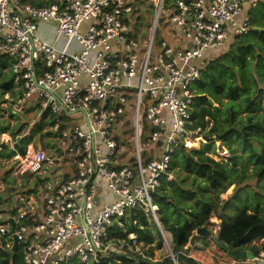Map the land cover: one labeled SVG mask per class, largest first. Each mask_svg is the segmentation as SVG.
Returning a JSON list of instances; mask_svg holds the SVG:
<instances>
[{
  "label": "built area",
  "instance_id": "built-area-1",
  "mask_svg": "<svg viewBox=\"0 0 264 264\" xmlns=\"http://www.w3.org/2000/svg\"><path fill=\"white\" fill-rule=\"evenodd\" d=\"M35 1L0 0V62H7L17 80L15 96H3L10 109L2 104V116L39 110L38 119L15 136L0 134L4 168L23 190L15 206L5 208L0 199V236L11 238L12 219L21 264H99V257L110 255L155 263L159 260L145 253L134 234L126 239L114 234L126 231L122 219L131 209L156 215L151 195L162 176L175 181L170 167L177 148L207 144L194 128L202 106L192 86L206 53L247 33L249 17L242 14L250 0H39L40 6ZM149 9L153 27L140 50V17ZM161 17L181 48L162 40L153 51ZM41 24L53 26L54 44L38 36ZM126 110L132 137L123 120ZM41 118L42 132L56 135L61 153L45 149L42 139L36 148L39 136L21 141ZM129 139L134 157L125 162ZM142 154L151 160L146 163ZM67 156L73 172L59 179ZM208 156L222 162L229 152L215 142ZM30 175L46 181L24 187L21 178ZM7 247L11 250L12 238ZM249 262L264 264V251Z\"/></svg>",
  "mask_w": 264,
  "mask_h": 264
},
{
  "label": "trees",
  "instance_id": "trees-1",
  "mask_svg": "<svg viewBox=\"0 0 264 264\" xmlns=\"http://www.w3.org/2000/svg\"><path fill=\"white\" fill-rule=\"evenodd\" d=\"M33 4L40 6L41 1ZM247 16L249 29L246 34L233 35L225 45L206 53L201 61L200 78L193 89L196 105L202 107L194 128H200L199 136L207 144L190 149L177 148L170 167L175 181H167L162 176L159 187L151 195L159 224L164 233L170 234V248L177 264H201L184 254L194 233L210 225L213 218L219 221L218 243H224L231 250H248L256 255L259 249L253 243L262 241L261 250L264 251V207L251 204L253 210H250L245 198L242 203L239 200V208L238 202L234 201L239 197L237 191L243 188V183L254 178L260 182L264 178V0L259 2L258 15ZM6 64L0 62V69H5ZM13 81V76L10 80L4 79L0 89L11 91ZM9 117L16 115L10 113ZM43 125L42 121L37 123L21 141L28 142L34 136L41 140ZM23 127L10 129L9 124L0 125V133L10 131L15 136ZM215 142L228 150L229 157L225 161L216 162L208 156L214 152ZM142 143H146V138ZM151 157L144 154L145 162L148 163ZM249 166L252 175H248ZM3 181L5 193L19 189L15 181L11 183L5 178ZM232 186L228 198L221 199ZM229 211L234 212L233 217L228 216ZM122 222L126 231L115 228L118 230L115 238L126 239L129 234H134L147 247L145 253L150 257L154 256V250L163 248L162 236L150 213L131 209ZM10 242L9 236H0V264H21V250L11 256L7 247ZM163 257L155 263L142 258L135 263L122 256L110 255L99 257V264H117L116 261L120 264H173L169 256ZM67 264L85 263L71 261Z\"/></svg>",
  "mask_w": 264,
  "mask_h": 264
},
{
  "label": "rangeland",
  "instance_id": "rangeland-1",
  "mask_svg": "<svg viewBox=\"0 0 264 264\" xmlns=\"http://www.w3.org/2000/svg\"><path fill=\"white\" fill-rule=\"evenodd\" d=\"M173 2V0H172ZM259 2H263V0H250V5H248L246 7V12L249 15H258L259 14ZM246 14V15H247ZM153 19H154V13L153 11H151L150 9L145 11H142L141 13V17H140V21H141V25L138 31V38H137V42L140 46V50H144L145 45H143V41L145 43L149 42V37H150V29L153 27ZM48 37L53 40L55 37V30L54 28H50L48 29ZM167 41L169 42L172 46L181 48L182 47V42L178 39L177 36H175L174 32L172 31V29L166 24V19L164 17H161L159 25L157 27V35L155 36V44H154V48L153 51H156V47L158 45L159 41ZM65 41L63 39L60 40V43L58 45V48L61 49L64 45ZM3 70H5L3 72ZM1 71V75H0V83L3 82L4 79L10 80L12 75L10 70L6 67L5 69H0ZM194 85L192 86L193 89ZM194 90V89H193ZM3 90L0 89V125H5V124H10L9 126H11L12 128L18 127L19 125H26V123H28V120H34L37 116V114L39 113L38 109H33L30 110V113H32L31 115H29V119H26V115H24V117H21L20 114L18 115V120H14L12 118H10L9 116L7 118H4L2 116V114L6 111L3 107H2V103H6L8 106V109H10V105L8 102H6L5 100H3ZM35 101H32V104ZM127 113V110H126ZM10 115V114H9ZM124 124L125 127L127 128L128 132L130 133V136H133L132 131L130 130V128H128V126H131V112L128 111V113L126 114V117L124 115ZM12 121V122H11ZM30 123V122H29ZM23 127V128H24ZM46 137H49L50 139H45L44 141H42V144L44 146L45 149L50 150V151H54V153H61L63 148L60 146L59 142L55 140L56 135L55 134H48V135H44ZM44 138V137H43ZM42 138V139H43ZM130 142V147L129 150L126 149L125 153L122 154V158L124 157V159L126 160L125 162H127L128 159H132L134 157V147H133V142L132 139H129ZM124 147H127V145L124 144ZM152 148L151 145H149L146 148V151H149ZM131 153H128L129 151H131ZM128 155V156H127ZM126 156V157H125ZM142 157L144 159V154H142ZM242 157L244 158V154L242 155ZM252 167L249 166V173L248 175H252ZM49 170H47L48 172ZM73 172V165H72V157L71 156H67L65 158V166L62 167L59 171V175L58 178L59 179H63L65 177V175H69ZM29 178H34V181L32 182H28ZM11 183L14 181L12 178L9 180ZM22 184L24 187H29L30 189H35L37 186H40L42 184H44V182L46 181V178L44 176H27L24 178H21ZM28 182V183H27ZM28 184V185H27ZM243 188H239L237 191V195L239 197H235L234 201H237V207H241V205L239 204V200H242L245 198H247V204L249 205V209L253 210V207H251V204L253 206L256 207V205H259L261 207H264V178L258 182L255 178L250 180V181H246L245 183L242 184ZM233 189V186L230 187L226 193L224 195H222L221 199H227L228 196L231 194ZM23 190L21 189H16V191H14V195H16V193H21ZM11 193V192H10ZM10 193L6 192L7 196L12 197V194L10 195ZM16 205V200L13 201V206ZM232 213V214H231ZM234 212L229 211L228 212V216H232L233 217ZM189 221L191 220V218L188 219ZM188 221V222H189ZM184 223H181V225ZM218 224L219 221L216 219H211L210 220V225H208L206 227L207 231H209L210 235L206 236V237H199L196 235V232L194 233L195 236V241L193 245H189V247L187 248L186 252L184 255H186L187 257H192L193 259H195L196 261L200 262L201 264H258V263H251L248 261H234L232 257H229L227 254L223 253V251H221L218 247L217 244L214 242L213 238H216V233L218 231ZM164 233V232H163ZM165 237H166V242H163V248L160 250H154V256L153 258L156 260H160L161 258H164V255H169L168 253V248H167V244L170 245V234L168 233H164ZM203 239V240H202ZM253 246L257 247V248H261L263 246V242L262 241H257L255 243H253ZM244 251H248V250H244ZM87 264H91V263H87Z\"/></svg>",
  "mask_w": 264,
  "mask_h": 264
},
{
  "label": "crops",
  "instance_id": "crops-1",
  "mask_svg": "<svg viewBox=\"0 0 264 264\" xmlns=\"http://www.w3.org/2000/svg\"><path fill=\"white\" fill-rule=\"evenodd\" d=\"M247 7V6H246ZM246 7L244 8V10H243V14H245V13H247L246 12ZM53 26L52 25H50V24H41L40 26H39V28H38V30H37V34H38V36L40 37V38H42L43 40H45L46 42H48L49 44H54L55 43V37H54V39L53 40H51L49 37H48V33L49 32H46V31H48V29H50V28H52ZM59 43H60V41H58L57 43H56V46L58 47V45H59ZM5 70H3V72H4ZM13 83H14V86H13V89L10 91V90H8V91H4L3 90V94H2V96L3 95H5V94H9L11 97H14L15 96V88H16V83H17V80H15L14 79V81H13ZM4 100V99H3ZM2 104H4V103H2ZM30 110H33L32 108H30V109H26L25 110V112L23 113V114H20L21 115V117H24V115L25 114H27L26 115V119H29V115H31L32 113H30ZM14 115H16V117H14V118H12V119H14V120H18L19 118H18V115H17V113L16 114H14ZM36 119H38V114H37V116H36V118L34 119V120H28V123L29 122H33V121H35ZM40 121H42L43 122V124H44V121L42 120V118L40 119V120H37V122L39 123ZM47 121H49V120H47ZM12 122V121H11ZM27 123V124H28ZM37 124V123H36ZM35 124V125H36ZM10 125V124H9ZM10 129H13L11 126H10ZM24 129H25V127H24ZM6 132H9V131H6ZM1 134V133H0ZM44 135H48V134H46V133H43L42 132V140L41 141H44L45 139H50L49 137H46V136H44ZM36 137H38V136H36ZM7 157V155L5 154V153H3V152H1L0 151V192L1 191H4V194H2V193H0V199H1V201H2V204H3V207H5V208H9V207H12L13 206V201L14 200H16L15 199V195H14V193L13 192H11L10 193V195L12 194V197H10V196H7L6 195V193H5V189H6V187H5V184H4V181H3V179L5 178V179H8V180H10L12 177H10L9 176V174H8V172L5 170V168H4V165H3V162H4V159ZM13 179V178H12ZM14 180V179H13ZM63 180H65V178L63 179ZM15 181V180H14ZM32 181H34V178H29L28 179V182L30 183V182H32ZM21 183H22V181H20ZM27 182V183H28ZM28 185V184H27ZM27 188H29L28 186H27ZM2 194V195H1ZM101 197V196H100Z\"/></svg>",
  "mask_w": 264,
  "mask_h": 264
},
{
  "label": "water",
  "instance_id": "water-1",
  "mask_svg": "<svg viewBox=\"0 0 264 264\" xmlns=\"http://www.w3.org/2000/svg\"><path fill=\"white\" fill-rule=\"evenodd\" d=\"M142 125H145V122L142 121ZM42 145H41V141L40 138L38 137L36 139V148L41 149ZM12 212H11V216H12ZM154 223L157 225V228L159 229V232L162 236L163 242H166V238L164 236L163 230L159 224V221L157 219V216L155 214H151ZM10 224H11V228L9 230V235L12 238V248H11V256L14 255V253L17 251L18 249V242L16 239V236L14 235V230H15V222L10 219L9 220ZM196 235L199 237H206L209 236L210 233L209 231H207L206 227H203L201 229H198L196 231ZM214 242L217 244L218 248L223 250L229 257L234 258L236 261H252L254 259V254L251 251H241V250H231L227 245H225L224 243H218L216 238H213ZM195 241V236L191 238L189 245H193ZM167 248H168V253H169V257L171 258V261L173 264H177L175 261L174 256L172 255L171 252V248L170 245L167 244ZM186 256V255H185ZM187 257V256H186Z\"/></svg>",
  "mask_w": 264,
  "mask_h": 264
}]
</instances>
